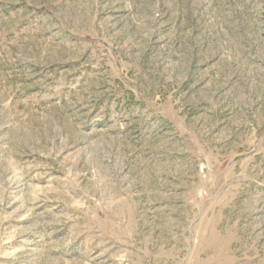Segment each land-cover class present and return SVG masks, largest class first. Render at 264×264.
<instances>
[{
    "label": "rangeland",
    "instance_id": "374dc122",
    "mask_svg": "<svg viewBox=\"0 0 264 264\" xmlns=\"http://www.w3.org/2000/svg\"><path fill=\"white\" fill-rule=\"evenodd\" d=\"M0 264H264V0H0Z\"/></svg>",
    "mask_w": 264,
    "mask_h": 264
}]
</instances>
